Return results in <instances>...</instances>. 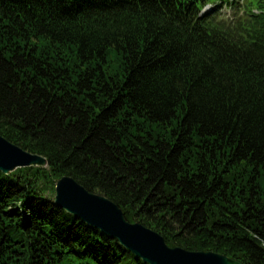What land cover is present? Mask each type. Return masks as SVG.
I'll return each mask as SVG.
<instances>
[{"label":"trees","instance_id":"trees-1","mask_svg":"<svg viewBox=\"0 0 264 264\" xmlns=\"http://www.w3.org/2000/svg\"><path fill=\"white\" fill-rule=\"evenodd\" d=\"M0 135L47 161L0 172V264H145L55 205L63 176L264 264V0H0Z\"/></svg>","mask_w":264,"mask_h":264},{"label":"water","instance_id":"water-1","mask_svg":"<svg viewBox=\"0 0 264 264\" xmlns=\"http://www.w3.org/2000/svg\"><path fill=\"white\" fill-rule=\"evenodd\" d=\"M29 167L46 168L47 161L0 135V172L8 175ZM54 203L81 222L116 240L145 264H243L217 253L169 247L160 234L139 223L128 222L118 205L102 195L88 192L70 176L55 181Z\"/></svg>","mask_w":264,"mask_h":264},{"label":"rangeland","instance_id":"rangeland-1","mask_svg":"<svg viewBox=\"0 0 264 264\" xmlns=\"http://www.w3.org/2000/svg\"><path fill=\"white\" fill-rule=\"evenodd\" d=\"M208 9V8H207ZM231 14V9L230 8H223L221 11V17L222 18H227Z\"/></svg>","mask_w":264,"mask_h":264}]
</instances>
